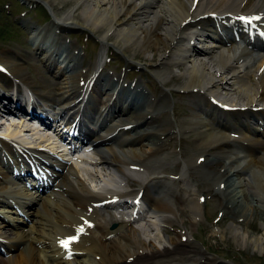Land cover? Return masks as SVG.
<instances>
[{
    "label": "bare ground",
    "instance_id": "bare-ground-1",
    "mask_svg": "<svg viewBox=\"0 0 264 264\" xmlns=\"http://www.w3.org/2000/svg\"><path fill=\"white\" fill-rule=\"evenodd\" d=\"M41 1L50 5L54 0ZM77 1L83 8L81 20H75L71 10L52 8L53 19L29 32L32 51H0L4 135L14 138L20 131L30 132L49 143L48 132L56 131L53 122L59 119L65 120V126L72 121L75 128L92 125L83 143L70 153L77 164L62 154L54 168L34 156L50 158L48 154H22L19 146L0 139V238L7 242L0 264H214L213 258L188 241L185 227L172 234L160 229L174 222L173 200L187 203L190 227L201 212L195 184L184 169L178 177L187 190L179 189L172 178L158 175L157 165L166 162L159 153L161 137L169 132L194 135V150L200 151L194 161L221 195V216L246 222L258 215L262 233L233 228V235L239 233L243 245L262 249L264 112L234 106L264 100V0ZM240 17L260 19L249 22ZM73 24L92 32L103 29V39L113 34V45L123 53L133 54L136 48L153 52L149 65L157 52L156 67L178 66L183 89L192 91L180 130L169 131L170 121L156 113L167 103L165 91L150 98L138 81L123 83L120 76L103 74L97 62L88 65L90 71L88 66L78 68L80 52L63 33ZM238 30L246 39L242 46L235 40ZM31 57L42 62L50 81L38 83L24 63ZM34 71L43 70L36 67ZM155 74L163 79L158 69ZM14 79L30 88L36 101L43 98L45 105L55 106L56 118L39 120L26 112L27 104L39 111L41 105L18 99L10 87ZM213 100L227 104L228 109ZM25 160L38 168H29ZM28 169L46 176L48 185L42 191L33 182H29L31 188L25 183ZM132 183L137 186L130 188ZM105 208H115L116 215L108 216ZM19 222L24 225L18 227ZM111 222L116 226L110 229ZM125 225H131L129 231ZM6 230L13 236H7ZM64 240L69 241L67 248L61 243ZM10 248L17 251L8 254ZM173 250L176 254H171Z\"/></svg>",
    "mask_w": 264,
    "mask_h": 264
},
{
    "label": "rangeland",
    "instance_id": "rangeland-1",
    "mask_svg": "<svg viewBox=\"0 0 264 264\" xmlns=\"http://www.w3.org/2000/svg\"><path fill=\"white\" fill-rule=\"evenodd\" d=\"M44 6H47L48 11ZM81 6L77 0H54L50 5L41 0L31 2L26 0H0V51L9 48L32 51V47L28 42V33H24L22 25L25 26L24 24L28 23L31 28H34L37 27V23L40 26L49 23L53 19L51 14L53 9L64 12L71 10L72 17L75 20H81L83 9ZM63 33L64 37L75 44L80 52L81 65L78 68L85 69L95 60L96 53H99L103 64L101 65V61L99 62L98 70L103 74H108L112 78L120 76V81L123 83L131 84L138 81L150 98L157 97L165 91L168 98L166 107L160 108L156 113L170 121L169 131L180 130L183 120L189 113L191 93L183 91L184 78L178 76L181 72L178 66L166 63L161 67H156L155 64L158 62L157 52L150 60L153 62L151 65L148 64V56L153 54L151 51L136 48L133 54L130 50L123 53L113 45L115 38L113 34H109L105 39L102 38L103 29L92 32L85 26L73 24ZM195 43L198 44L197 41ZM24 63L27 69L33 72L39 80H37L38 83L51 80V77L46 74L44 66L36 58H28L24 60ZM36 67L42 68L43 71L35 72L34 68ZM87 69L90 71L91 68L88 66ZM156 69L162 72L163 79L155 74ZM9 127H14V125H9ZM211 127L214 130L217 129L215 123ZM25 133V136L30 138L37 136L35 133ZM161 140L163 144L159 153L166 156V162L157 165L158 175L172 178L179 189L187 190L188 187L178 177L179 172L184 169L189 180L195 184V194H198L200 199L201 212L195 217L193 225L190 227L191 213L187 203L178 199L173 200L174 209L176 210L174 222L162 225L160 229L166 234H172L174 229L185 227L190 233L187 237L188 241L192 242L200 252L213 258L214 264H264V246L262 249H258L250 244L243 245L240 243L239 233L233 235V228H236L238 232L246 229L245 231H252L254 234L262 233L263 230L259 223L261 219L258 215H254L249 221L236 222L227 215H220L223 204L221 195L216 190L215 183L198 166L199 162L194 161L195 155L200 153V151L196 152L194 150V135L169 132L162 136ZM136 186L137 183L129 185L130 188ZM116 211L115 208L104 209V212L110 217L116 215ZM22 224L24 225L23 222L17 223L18 227H22ZM131 225L137 226L138 224L131 223ZM131 225L123 226L124 230L129 231ZM115 226L116 223L114 222L108 224L110 229ZM6 234L7 236H13L10 230H6ZM182 241L183 239H181ZM12 249H9L8 254L17 251L16 248H14L15 250ZM170 252L176 254L174 250Z\"/></svg>",
    "mask_w": 264,
    "mask_h": 264
},
{
    "label": "snow or ice",
    "instance_id": "snow-or-ice-1",
    "mask_svg": "<svg viewBox=\"0 0 264 264\" xmlns=\"http://www.w3.org/2000/svg\"><path fill=\"white\" fill-rule=\"evenodd\" d=\"M240 19H242V20H249V22H250L251 19H260V18H259V17H252V18L240 17ZM81 231H82V229H81ZM69 239H71V240H75L76 238H75V237H71V238H69ZM61 243H62V245H63L65 248H67V247H68V243H69V241H68V240H64V241H61Z\"/></svg>",
    "mask_w": 264,
    "mask_h": 264
}]
</instances>
